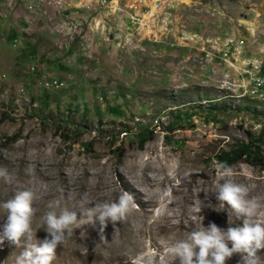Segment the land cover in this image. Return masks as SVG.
Here are the masks:
<instances>
[{"label":"rangeland","instance_id":"obj_1","mask_svg":"<svg viewBox=\"0 0 264 264\" xmlns=\"http://www.w3.org/2000/svg\"><path fill=\"white\" fill-rule=\"evenodd\" d=\"M261 80L264 0H0V167L17 181L0 179V203L32 190L42 240L49 202L79 211L131 195L106 243L82 225L52 264L159 258L193 218L226 230L213 192L223 151L250 143L232 178L264 205ZM21 251L5 241L0 264Z\"/></svg>","mask_w":264,"mask_h":264},{"label":"clouds","instance_id":"obj_2","mask_svg":"<svg viewBox=\"0 0 264 264\" xmlns=\"http://www.w3.org/2000/svg\"><path fill=\"white\" fill-rule=\"evenodd\" d=\"M217 211L228 212L226 230L214 222L207 227L195 224V230L186 238L170 236L163 253L157 258L145 251L131 260V264H226L234 254H240L238 264H264L258 254L264 250V205L257 198H249V187L233 180V168L226 162H214ZM0 179L8 185L17 183L7 167H0ZM36 194L30 189L16 187L11 198L0 203L7 217L0 225V245L5 241L23 249L15 255V264H52L56 258L58 246L65 247L75 229L82 225L95 228L99 225V236L106 243L105 229L109 222L115 226L124 221L136 205L130 194L122 192L115 201H104L94 206H86L80 201L79 211L61 206V200L55 199L47 205L41 217L42 227H46L48 236L37 238V229L33 228V217L38 209L34 206ZM227 206V207H226ZM233 214L242 219V226L233 225ZM204 219V218H203ZM118 228H116V232ZM231 244V246H229Z\"/></svg>","mask_w":264,"mask_h":264},{"label":"trees","instance_id":"obj_3","mask_svg":"<svg viewBox=\"0 0 264 264\" xmlns=\"http://www.w3.org/2000/svg\"><path fill=\"white\" fill-rule=\"evenodd\" d=\"M251 148L250 143L249 144H244L242 148H239L238 150H233V151H223L219 157L222 160H225L226 163L230 166L233 163L237 162L240 160L244 154H246L247 150Z\"/></svg>","mask_w":264,"mask_h":264},{"label":"built area","instance_id":"obj_4","mask_svg":"<svg viewBox=\"0 0 264 264\" xmlns=\"http://www.w3.org/2000/svg\"><path fill=\"white\" fill-rule=\"evenodd\" d=\"M264 80L259 81V86H263Z\"/></svg>","mask_w":264,"mask_h":264}]
</instances>
